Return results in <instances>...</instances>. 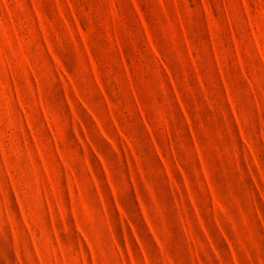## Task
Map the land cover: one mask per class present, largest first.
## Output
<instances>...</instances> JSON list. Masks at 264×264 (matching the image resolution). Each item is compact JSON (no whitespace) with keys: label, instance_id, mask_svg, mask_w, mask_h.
<instances>
[{"label":"rangeland","instance_id":"rangeland-1","mask_svg":"<svg viewBox=\"0 0 264 264\" xmlns=\"http://www.w3.org/2000/svg\"><path fill=\"white\" fill-rule=\"evenodd\" d=\"M0 264H264V0H0Z\"/></svg>","mask_w":264,"mask_h":264}]
</instances>
